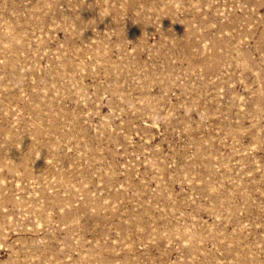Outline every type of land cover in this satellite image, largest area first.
<instances>
[{
    "label": "rangeland",
    "instance_id": "obj_1",
    "mask_svg": "<svg viewBox=\"0 0 264 264\" xmlns=\"http://www.w3.org/2000/svg\"><path fill=\"white\" fill-rule=\"evenodd\" d=\"M0 264H264V0H0Z\"/></svg>",
    "mask_w": 264,
    "mask_h": 264
}]
</instances>
